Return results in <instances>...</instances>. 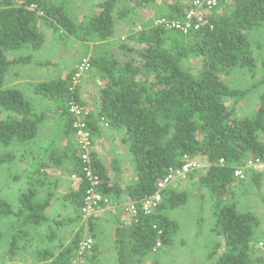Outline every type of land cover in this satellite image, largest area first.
Listing matches in <instances>:
<instances>
[{
    "label": "trees",
    "instance_id": "1",
    "mask_svg": "<svg viewBox=\"0 0 264 264\" xmlns=\"http://www.w3.org/2000/svg\"><path fill=\"white\" fill-rule=\"evenodd\" d=\"M179 1L173 0L160 17L169 21L183 19L192 0L186 5ZM152 3L153 0H104L94 4L93 13L79 22L65 1L0 0V167L17 159L9 148H31L41 141V135L38 137L47 112H52L62 123L58 138L63 144L56 145L53 136L47 139L39 147V153L47 155V159H39L37 170L28 177L33 178L35 185L44 186L49 180L44 170L53 167L80 179L78 191L69 192L65 199L81 211L88 183L83 179L82 150L74 139V120L69 108L71 104L85 105L75 83V72L34 86L38 98L54 107L42 112L20 89L7 86V75L17 65H42L32 55L45 44L43 24L66 39L89 45L105 43L115 37L117 20H124L133 11L148 8ZM207 19V25L189 35L144 23L142 30L129 37L137 46L126 43L119 46L122 57L135 54L136 58L122 63L116 55L105 53L88 60L91 72L103 82L97 115L91 112L88 118L89 130L93 138L99 135L102 122L124 132L136 180L123 190L113 184L94 153L92 160L101 179L102 194L113 199L124 191L130 202L139 203L153 196L158 182L171 171L181 169L188 160L205 158L208 166L199 181L216 199L215 229L225 249L219 254V244L209 259L219 255L213 264H264L263 258L252 256L260 220L250 212L239 211L235 202L225 201L234 196L235 169L249 160L264 161V97L254 115L241 117L227 101L238 102L247 91L233 89L223 79L239 69L257 82L255 87L264 85V62L257 63L250 36L264 26V0H219L218 8ZM25 51L30 54L11 58ZM194 59L201 62L197 71L191 68ZM221 160L225 162L223 165ZM253 174L260 187L262 176ZM171 185L163 191L162 204L152 215L139 212L130 223L117 224L114 235L117 264H139L150 253L173 244L179 224L170 214L186 205L189 196ZM37 193L35 188L22 193L17 210L0 199V218L14 217L12 227L18 230L10 244L11 256L17 254L18 240L27 236L24 230L46 222L61 226L80 220L78 216L73 220L50 221L48 211L54 194L49 193L40 201L36 199ZM94 227L90 221L91 232ZM79 241L76 237L58 255L43 252L41 260L75 264ZM93 251L95 260L98 254L96 249Z\"/></svg>",
    "mask_w": 264,
    "mask_h": 264
},
{
    "label": "rangeland",
    "instance_id": "2",
    "mask_svg": "<svg viewBox=\"0 0 264 264\" xmlns=\"http://www.w3.org/2000/svg\"><path fill=\"white\" fill-rule=\"evenodd\" d=\"M65 1V6L70 11L73 18L77 21H83L85 16H90L94 11V4L104 0H55ZM180 4L186 5L190 0H180ZM173 3V0H153V3L148 8H139L133 11L126 19L117 20L116 34L113 39L105 43L83 44L73 39L61 37L59 33L52 32L45 24L41 30L45 34V44L43 48L33 53V59L42 65H17L14 66L7 75L6 84L9 88L20 89L27 99L34 103L35 107L40 111H48L53 108L52 104L42 101L34 93V86L38 83L66 78L75 72L78 73L79 67L84 60H89L91 57H99L102 54L109 53L116 55L122 63L126 60L136 58L135 54H129L122 57V52L119 51V46L122 43L137 46L129 41V37L135 32L144 28V23L155 25L156 20L161 19V14L168 11V6ZM191 3V2H190ZM156 26V25H155ZM253 42L254 57L259 65L264 62V26L253 31L251 34ZM30 52H23L17 55H11V58L27 55ZM201 62L194 59L191 62V68L197 69ZM190 67L189 64H187ZM88 72L82 74L81 78L75 83L79 86L80 99L90 111L93 109L96 113L98 100L100 99V89L103 82L95 73ZM223 79L233 89L247 91V95L240 101L228 100L227 104L235 107L237 114L241 117H250L254 115L261 105V97H264V85L256 86L253 80L246 71L235 70L229 75H224ZM81 95L83 98H81ZM85 100L91 104L87 105ZM90 107V108H89ZM47 118L44 123L41 135V141L35 142L30 147H11L16 153L17 159L8 165L0 167V199L8 201L16 210L19 207V196L29 188L37 190V198L44 201L49 193L56 196L59 194L58 176L61 182L69 183V191H78L74 189L72 176L64 170L57 171L53 168L44 170L47 173L49 180L44 186L35 185L33 178L28 177L35 168L39 165L40 160L47 159V155L39 153V147L45 145V141L54 137L56 145L61 146L62 123L59 116L52 112H47ZM37 139V140H38ZM43 139V140H42ZM30 150L32 153H30ZM36 152L34 155L33 153ZM94 152V151H93ZM196 168L191 171L185 178L177 179L171 185L178 192H186L188 194V202L186 205L178 208L170 215L179 224V231L171 246L159 248L150 253L147 258L139 264H213L217 259H209L210 250L218 247L219 254L224 252V245L221 243V238L218 236L215 227V202L211 192L200 185L199 176L203 174L208 166L207 161L202 158L194 159ZM260 187L254 181V176L251 175L248 179L237 180L232 185L234 196L227 197L226 202H235L237 208L241 212H250L259 220L260 225L256 230L255 237L258 240H264V178L260 181ZM65 192V193H66ZM65 196V194H64ZM60 198V197H59ZM68 201V200H66ZM112 203L107 207L96 219L92 220L94 229L92 231L88 226L82 225L81 220L57 226L52 222H46L39 227H31L24 232L27 236L18 240L17 254L11 256V241L18 230L12 227L14 217L0 218V264H50L49 260H41L43 252H50L58 255L60 251L68 246L76 237L80 241L84 238H92L94 242L93 249L84 257L79 258L75 255V264H117L113 242V199ZM52 209L50 207L48 216L50 221L60 222L68 219L79 218L80 211L74 206L70 208L69 203L60 202ZM52 209V211H51ZM109 209V210H108ZM126 214V211H122ZM128 220L133 219V215L127 213ZM130 221V222H131ZM97 226V227H96ZM100 228L101 230H98ZM218 240V242L215 241ZM255 240V238H254ZM79 241V242H80ZM214 246V247H213ZM253 248V258L264 259V243ZM96 249L98 254L97 259L93 260V250Z\"/></svg>",
    "mask_w": 264,
    "mask_h": 264
},
{
    "label": "built area",
    "instance_id": "3",
    "mask_svg": "<svg viewBox=\"0 0 264 264\" xmlns=\"http://www.w3.org/2000/svg\"><path fill=\"white\" fill-rule=\"evenodd\" d=\"M219 6V0H192L190 8L186 11V15L181 20L169 21L166 18L156 20V26H162L170 30H175L183 35H189L192 32L199 31L203 26L208 23V15L212 14ZM91 69L88 60H84L79 67L76 74V80L81 78L82 74L88 72ZM70 114L74 120L75 129V142L77 146L82 150L81 160L84 164V177L83 179L88 183V189L84 195L83 207L80 211V222L82 225L88 226L90 221L97 218V216L103 212L112 203L111 199L99 190L101 179L99 174L95 170V166L92 160V153L95 144L89 126L88 118L91 111L81 105L71 104L69 108ZM224 160L220 161L223 165ZM194 160H188L186 164L179 170L171 171L165 179L158 182L157 192L144 199L139 203L130 202L127 207V212L133 215V218L141 212L145 216H150L156 212L163 201V191L174 183L177 179L185 178L191 171L196 168ZM251 173H264V161L249 160L243 166L235 169L234 178L242 181L246 180ZM76 182H80V179L72 177ZM94 246L93 239L84 238L78 244L77 256L84 258Z\"/></svg>",
    "mask_w": 264,
    "mask_h": 264
},
{
    "label": "crops",
    "instance_id": "4",
    "mask_svg": "<svg viewBox=\"0 0 264 264\" xmlns=\"http://www.w3.org/2000/svg\"><path fill=\"white\" fill-rule=\"evenodd\" d=\"M81 98H83L82 95H81ZM85 103L87 105L91 104L88 100H85ZM91 112L97 115V112L94 113L95 111L93 109L91 110ZM99 132L100 134L94 137L95 144L93 148V151H94L93 153L96 156V158L100 162H102V165L104 166L107 175L112 179L113 184H117L123 190H125L129 185H131L136 180V173H135V169L132 164V156L130 154L128 145L124 141V132L113 130L102 122L99 124ZM34 170L36 171L37 168H35ZM255 174H257L255 176L261 175L262 176L261 181L263 180L264 173L263 174L255 173ZM251 175H254V174L251 173L247 177V179ZM60 177L61 176H58V179H56L59 181L57 183L59 194L57 196L54 194V200L52 202L51 207L53 209L56 207L55 205H58L60 204V202H62V204L69 203L70 208H73L75 205L71 201H66L65 199V196L69 194L66 191H69V187L70 186L72 187V185L71 184L69 185V183L67 184V182L63 184V182H61V180L59 179ZM78 185L79 184L74 183L75 187L73 188L77 190L76 187H78ZM129 203H130L129 197L124 191L120 196L113 198L112 209H113V213H115V216L113 217V242H114V235H115V227L117 226V224L122 221L128 224L131 221V220H128V217L126 215L128 213L127 207ZM124 209L126 211V214L122 212L124 211ZM94 230L96 231V229ZM98 230H101V229L98 228ZM215 241L218 242L217 239H215ZM262 243H264V240H258L255 237V240L252 244L253 248L258 247L257 246L258 244L262 245ZM212 250L213 248L210 250V253Z\"/></svg>",
    "mask_w": 264,
    "mask_h": 264
}]
</instances>
